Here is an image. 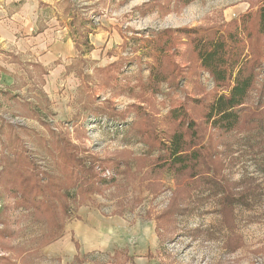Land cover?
<instances>
[{
    "label": "rangeland",
    "instance_id": "obj_1",
    "mask_svg": "<svg viewBox=\"0 0 264 264\" xmlns=\"http://www.w3.org/2000/svg\"><path fill=\"white\" fill-rule=\"evenodd\" d=\"M263 2L37 0L16 6L20 19L0 18V264H264V143L234 138L240 161L220 183L254 192L226 216L223 195L207 197L196 179L157 166L154 142L177 126L173 110L200 121L217 92L195 38L248 22L254 45ZM86 28L94 31L84 56L76 43L86 50ZM158 70L168 81L153 90ZM256 98L247 107L256 110ZM221 138L208 128L204 144L226 167L231 159L213 154ZM69 144L105 180L99 192L74 187ZM18 146L40 175L39 191L54 197L46 198L54 218L27 204L43 199L39 191L23 197Z\"/></svg>",
    "mask_w": 264,
    "mask_h": 264
},
{
    "label": "trees",
    "instance_id": "obj_2",
    "mask_svg": "<svg viewBox=\"0 0 264 264\" xmlns=\"http://www.w3.org/2000/svg\"><path fill=\"white\" fill-rule=\"evenodd\" d=\"M68 10L71 11L72 7L68 8ZM255 16L257 20L254 29V32L256 31L254 45L251 43L253 32L249 29L248 22L246 23L247 25H244L241 29L236 28L233 32L218 33L212 37L198 36L195 38L194 51L198 55L201 68L213 78L217 86V92L211 101L205 103L200 121H197L193 115L186 111L182 113L179 110H173L171 117L178 123L177 126L174 127L169 135H166L165 139L154 138V142L159 145V149L157 148L156 150L159 162L157 166H169L176 171L178 176L196 179L199 184L196 189L200 193H207V197L211 196L210 198H214L223 195V201L227 204V207L223 208L222 214L226 216L233 215L235 205L247 206L248 199L252 195L250 192H254V188H247V191L235 194V192H232L233 188L231 186L227 187L220 183L219 177L223 169H230V167L240 161L242 152L239 154L234 138L244 135L245 138L242 142L245 145L257 142L264 143V79L262 80L261 78V71L264 68V2ZM72 20L73 22L70 23L71 27L75 26V23H78L80 18L77 15ZM82 24L84 25L85 22L82 21ZM247 28L249 31H244L248 33L245 39L242 31ZM93 31L94 28L90 30L86 28L83 33L86 39L84 41L86 50L76 41L78 50L84 56L91 49L89 36ZM160 72L161 75L159 74ZM155 75L153 77V90H159L160 84L168 81V74L158 70ZM254 93L257 96V103L252 105L257 107L256 110L247 107ZM208 128L222 137L219 144L223 147V151L213 152V154H218L222 160L231 159L226 165L223 161L226 167H223L222 163L218 165L213 160L212 150H210L212 149L210 147L211 141L208 140L204 144ZM66 146L67 150L74 153H71L69 155L70 159L65 161L67 166L71 167L69 173L75 181L74 187L77 190H81L84 186L86 192H99L100 188L105 185V180L94 173L93 166L87 165L84 162L85 160L76 154V149L72 145ZM18 148L19 146L14 155L18 159L20 157L26 167L24 171L18 172V180L23 186L21 188L23 189V197L28 192L29 194L26 195L30 196L42 188L41 179L40 175L33 172V168L30 167L31 161L29 157L19 152ZM9 155L8 153V158ZM12 166L16 168L17 165ZM20 166L16 170H20ZM82 170L83 172H81ZM29 171L31 176L25 174ZM33 178L36 181H33ZM91 179H94L93 184H90ZM226 184L231 185L229 182H226ZM88 187L92 189L89 190ZM39 192L37 196H43V199L37 200L35 198L33 201L29 199L27 204H32L36 210H41L42 214H47L54 218L56 209L53 203L46 199H53L54 197L45 195L44 192ZM42 206L44 207L42 208ZM63 210L66 211L65 207H63ZM57 229H59V226ZM53 237L55 236L53 235ZM8 262L10 264L13 262L14 264V261L9 260Z\"/></svg>",
    "mask_w": 264,
    "mask_h": 264
},
{
    "label": "crops",
    "instance_id": "obj_3",
    "mask_svg": "<svg viewBox=\"0 0 264 264\" xmlns=\"http://www.w3.org/2000/svg\"><path fill=\"white\" fill-rule=\"evenodd\" d=\"M28 2L29 4H32L36 2L37 0H0V18H4L5 15L9 13L10 19L11 20H17L20 19L22 16L21 10L19 9L18 11L16 10V6H18L20 3L23 2ZM12 5L15 10H10L9 8H6L7 6ZM5 21L0 20V44L4 42V30L6 27V24L4 23ZM11 24H14L12 21L10 22ZM12 26V25H11ZM15 26V25H13ZM10 27V26H9ZM11 33H13L12 27H10Z\"/></svg>",
    "mask_w": 264,
    "mask_h": 264
}]
</instances>
